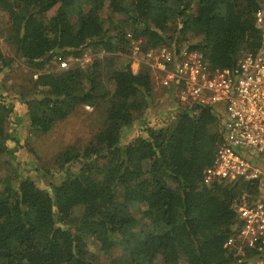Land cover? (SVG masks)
I'll return each mask as SVG.
<instances>
[{"label": "trees", "instance_id": "trees-1", "mask_svg": "<svg viewBox=\"0 0 264 264\" xmlns=\"http://www.w3.org/2000/svg\"><path fill=\"white\" fill-rule=\"evenodd\" d=\"M258 6L0 0L4 39L31 68L24 84L0 93V159L21 146L22 123L45 134L78 108L105 107L90 142L58 152L41 176L10 165L9 175L0 172V264H100L102 254L110 264H258L255 249L239 255L226 242L241 225L235 204L256 199L259 183L205 180L223 138L215 107L183 103L175 88L163 87L173 109L160 122L151 69L133 71L131 48L132 38L143 50L183 46L201 51L211 69L229 67L261 45ZM88 53L91 63L60 68ZM15 63L0 45V77ZM135 125L139 134L123 141Z\"/></svg>", "mask_w": 264, "mask_h": 264}, {"label": "built area", "instance_id": "built-area-1", "mask_svg": "<svg viewBox=\"0 0 264 264\" xmlns=\"http://www.w3.org/2000/svg\"><path fill=\"white\" fill-rule=\"evenodd\" d=\"M258 2L255 20L262 32L261 45L232 66L211 69L201 51L183 46L178 51L167 44L143 50L140 40L132 38L131 48L133 62L151 69L161 87L175 88L181 102L215 107L223 138L205 180L259 183L256 199L243 196L235 204L241 225L226 246L239 255L255 249L260 261L264 260V0ZM69 66L67 61L60 63L62 69Z\"/></svg>", "mask_w": 264, "mask_h": 264}, {"label": "rangeland", "instance_id": "rangeland-1", "mask_svg": "<svg viewBox=\"0 0 264 264\" xmlns=\"http://www.w3.org/2000/svg\"><path fill=\"white\" fill-rule=\"evenodd\" d=\"M8 30V15L1 11L0 45L8 56H12L17 59V63L13 65V70L9 71L6 77H0V93L5 94L13 92L12 90L14 89L12 87H16L19 84H24L25 78L31 74V68H29L26 62L19 58V55H17L15 51V47L11 45V43H7L5 41L4 34ZM190 37H192V34ZM94 57L95 55L88 53L81 59H65L64 61H67L70 66L83 65L91 63ZM140 68V64L138 65L132 61L133 71L136 70V72H138ZM47 69L53 70L57 68L51 66ZM153 91V109L155 108L156 112H158L156 116L158 120H161L160 122H162L163 118L168 115L170 108L173 109V105L171 104L172 97H170L167 92H164L163 87L157 84L155 80ZM17 105L18 102H16V106ZM104 108V106L95 108L93 105H90L89 109H87L85 106L78 108V110L70 114L67 118L58 121L54 127L45 134H34L33 132H29L28 129L23 125L24 123H22L21 128L15 133V135L21 139V146L17 147V151L12 157L8 154V157L4 156L0 159L1 174L6 176L9 175L11 172V167L14 166L18 169V172L21 175L41 176L44 173L43 166L47 168L50 167V165L54 162L55 156L58 152L64 150L70 145H75L80 148L82 146H86L88 142H90L95 132L105 122ZM18 110L19 116L24 119L26 115L25 108L20 105ZM135 126L128 129L129 131H127L123 136V141L127 142L139 134V128ZM12 144L13 146H16L15 142ZM56 177L58 178V176ZM98 261L100 264H110L111 256L102 254ZM257 263L264 264V260H260Z\"/></svg>", "mask_w": 264, "mask_h": 264}, {"label": "crops", "instance_id": "crops-1", "mask_svg": "<svg viewBox=\"0 0 264 264\" xmlns=\"http://www.w3.org/2000/svg\"><path fill=\"white\" fill-rule=\"evenodd\" d=\"M134 72H136V70Z\"/></svg>", "mask_w": 264, "mask_h": 264}]
</instances>
